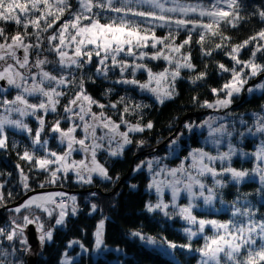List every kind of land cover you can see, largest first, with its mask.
<instances>
[{"label": "snow or ice", "instance_id": "obj_1", "mask_svg": "<svg viewBox=\"0 0 264 264\" xmlns=\"http://www.w3.org/2000/svg\"><path fill=\"white\" fill-rule=\"evenodd\" d=\"M254 17L264 23V6L247 4L245 0H212L208 4L202 0L196 3L187 0H0V24L16 26L13 33L0 26V82H3L0 84V149L9 148L10 129L26 133L32 148L25 147L17 156L30 165L29 171L47 173L45 181L38 185L40 188L56 184L61 178L67 179L69 172L80 184H93L94 176L113 180L108 168L98 160V154L123 157L133 143L130 134L154 127L151 120L141 123L143 110L151 105L129 95L108 104L95 99L85 85L96 80L88 76L86 81L83 71L93 63V57L97 58L95 77L108 79L109 72L118 70L120 76L114 83L132 86L164 105L179 95L178 80L187 79L192 85L206 81L208 64L205 62L204 70L197 71L192 60L191 44L195 35L202 60L220 52L232 61L231 68L216 62L217 70L228 73L230 79L219 88L210 89L214 100L200 101L199 96L192 97L193 103L220 113L230 109L244 92L264 95V79L249 85L250 80L264 76V62H261L264 61V27L239 43L227 34L229 29L247 26ZM158 28L166 29V34L158 37ZM181 32L185 38L176 44ZM186 46L187 51H182ZM245 49L249 53L246 60L240 58ZM49 54L55 59H49ZM160 60L166 66L161 71H153L148 62ZM185 70L189 73L187 77L182 76ZM138 72L145 73L146 79H138ZM10 89L15 90L11 99L8 98ZM111 92L112 89H107L105 95ZM65 98L67 102L62 105ZM94 106L98 112L93 111ZM106 108L115 110L119 120L108 115ZM132 115L139 117L136 123L126 118ZM49 116L53 118L48 120ZM29 117L36 121L35 129L27 122ZM250 117L251 123L244 115L225 111L224 115L207 117L199 125L186 123L189 132L193 128L206 129L205 144L211 145L214 151L204 147L191 149L176 167H169L165 162L167 157L159 156L134 167V172L146 168L147 190L157 197L155 202L145 204L146 211L185 221L189 226L183 231L189 242L177 244L166 237L157 240L140 231H133V237L168 250L195 251L199 254L198 264H264V212L250 198L255 195L264 205V106ZM64 123L67 127L61 126ZM42 135L46 138L42 139ZM249 137L256 140L252 152L242 147ZM49 140L57 141L61 151L51 150ZM178 141L179 137L168 145L169 156L175 154ZM137 144L142 147L145 141ZM12 147L17 145L13 143ZM38 151L45 155L38 156ZM75 154H81L82 158L75 159ZM234 158L252 160L254 167H234ZM16 167L25 192L34 191L28 182L29 176L20 164ZM257 178L260 186L255 193L240 191V185ZM115 179L119 180V176ZM229 185L236 189L230 203L224 199V190ZM3 187L0 184V189ZM166 192L170 193V200L164 199ZM8 196L12 197V193L8 192ZM182 196L187 203H180ZM217 203L229 209L228 220L196 215L204 209L221 211ZM5 205L4 193L0 191V207ZM33 208L45 213L49 220L55 213L54 225L46 229ZM97 208V204H91L93 212ZM22 209H27L28 214L20 222L12 219L7 227H0V264H24L22 255L31 252L25 229L34 224L40 244L51 242L56 227L65 226L68 215L78 212V203L76 196L55 192L30 196L9 211L20 213ZM103 230L102 219L95 232L96 249L103 244ZM198 236L204 243L193 249L191 241ZM64 256L61 264H72L67 253Z\"/></svg>", "mask_w": 264, "mask_h": 264}, {"label": "trees", "instance_id": "obj_2", "mask_svg": "<svg viewBox=\"0 0 264 264\" xmlns=\"http://www.w3.org/2000/svg\"><path fill=\"white\" fill-rule=\"evenodd\" d=\"M187 1L198 2V0ZM202 2L208 4L212 0H202ZM245 2L247 4L264 6V0H245ZM64 18L66 19L67 15ZM62 22L63 20L60 21V23ZM101 22L105 21L102 20ZM0 26H5L6 31L9 33H13L16 30V26L11 23L7 25L0 24ZM261 27H264V23L258 17H254L247 26L242 25L239 30L229 29L227 34L233 37V42L239 43ZM31 31L32 29L29 28V32ZM165 34L166 31L156 29L157 36L162 37ZM184 38L185 34L181 32L176 39V43H180ZM196 38L193 35L191 44L192 60L197 65V71L204 70L205 62L208 64L209 74L206 81L202 84L198 82L197 85H192L187 79L178 80L176 87L179 95L175 99L167 101L164 105H159L153 98L142 95L133 88L114 83L120 76L118 70L109 72L108 79L95 77L94 72L97 60L95 56L93 57V63L83 70L86 81L88 76H93V79L96 80L95 83L86 82L85 86L87 91L101 103L108 104L110 101H117L121 96L129 95L136 101L150 104V108L143 110V121L141 123H147L151 120L154 127L143 133L132 135L133 143L126 148L123 157L117 159L101 156L99 158L101 163L108 168L109 175L113 177V180L102 181L98 178H93V184L83 186L75 183L73 178L68 175L67 179L61 178V180L57 181L54 187L60 188L59 192L66 193L68 196L76 195L78 197V212L74 216L68 217L64 229H56L54 231L51 242H45L42 245L41 254L37 258L36 264H61L63 255L68 250V245L73 241H78L77 244L85 250L91 251L95 245V232L102 219L104 220L103 245L109 248H118L122 253L117 256L113 252H106L103 257L100 256L96 259L92 255L84 254L78 260L73 261L72 264H198L199 254L195 251L176 249L174 250L176 261H174L155 249L145 247L137 237L131 235L133 231H140L146 235L156 237L157 240L166 237L168 241H173L177 244H187L189 242L187 235L180 229L181 224L177 219L165 218L159 212L149 213L146 211L145 204L148 201L155 202V197L147 190L149 183L147 174L144 171L134 172L133 169L146 157H151L153 153L156 156L165 154L169 142L161 147L159 146L171 136L174 135L173 139H175L183 134L186 123H198L203 120V116L196 115V113H203L205 108L200 107L199 103H193V96H199L200 101H212L215 97L210 89L219 88L225 81L230 79L228 73L221 74L217 70L216 62L224 63L227 67L231 68L232 61L220 52H214L213 57L207 58L206 61L202 60L200 47L195 43ZM240 58L244 60L249 58L247 49L241 53ZM49 59H55V56L49 54ZM148 64L152 67L153 71L157 72L161 71L164 67L162 63L152 61H149ZM188 75L189 73L186 70L182 71V76L187 77ZM77 76L79 77V72H77ZM137 78L143 81L146 79V74L139 73ZM107 89H112V92L106 96L105 92ZM69 95H72V92H69ZM10 97L11 95L8 96V98ZM66 102L67 98L62 100L61 104L63 105ZM235 102L237 104L230 109L234 114L246 115L250 112H259L261 107L264 106V95H252L250 98L244 100L242 97H238L235 99ZM95 109L97 112L99 111V109ZM104 111L108 115H111L114 120H119V116L115 110L106 108ZM52 118V116H49L47 119L51 120ZM126 118L133 123H136L139 119L136 115L126 116ZM61 126L66 127V124L64 123ZM200 137L199 134L194 133L187 140L184 139L181 142H189L191 148H200ZM140 140L145 141L142 147L137 144ZM253 142L255 141L247 139L242 147L250 151L253 148L251 144ZM13 143L17 147H12ZM25 147L31 150L30 139L24 135L9 131V148L7 150H0V183L4 186L1 191H3L6 201V205L0 207V226L5 223L9 224L12 219L20 220L22 216L27 214L26 211H21L20 213L9 211L13 207H8L24 196L20 186L19 169L16 165L20 164L21 168L29 176L28 182L34 190L40 188L38 185L47 178V173L45 174V172L36 169L29 171L30 165L19 159L17 152H22ZM49 148L54 151L60 150L55 141L50 142ZM186 149L184 147L180 152L181 157L187 155ZM37 155L43 156V151H38ZM171 163L177 164L178 159L172 160ZM132 166L131 174L120 182ZM233 166L251 169L254 167V164L251 161L234 159ZM116 176H119V180L115 179ZM118 184V189L110 194ZM131 185H136V187L133 188ZM259 186L258 181H250L240 185V191L255 193ZM8 192L12 193V197L8 196ZM93 193L96 195H92ZM235 195L236 189L232 185H229L224 190V199L229 203L235 198ZM250 198L264 212V205L260 204L259 197L253 195ZM92 203L98 206L95 212L91 209ZM196 215L200 218L209 217L222 221L229 219L228 213L204 214L201 212L196 213ZM42 217L47 218L46 214H43ZM202 241V239L192 240L193 249L201 247L203 245ZM77 251L78 248L76 247L68 254L74 255Z\"/></svg>", "mask_w": 264, "mask_h": 264}, {"label": "rangeland", "instance_id": "obj_3", "mask_svg": "<svg viewBox=\"0 0 264 264\" xmlns=\"http://www.w3.org/2000/svg\"><path fill=\"white\" fill-rule=\"evenodd\" d=\"M187 2H189V3H195V2H190V1H187ZM158 29H162V30H164V31H167L166 29H163V28H158ZM158 37H159V36H158ZM176 44H179V43H176ZM158 47H159V46H158ZM148 50H149V51H153L152 49H148ZM182 51H187V46H186V48H185L184 50H182ZM152 62L162 63V64L164 65V67L166 66V62L163 61V60H160V61H152ZM164 67H163V68H164ZM162 70H163V69H162ZM139 73H142V72H138L137 75H138ZM260 79H264V76L258 77L256 80H250V81H249V85L257 83ZM1 83H2V82H0V84H1ZM120 85L123 86V84H120ZM124 86L129 87V88H133L132 86H129V85H124ZM245 87H248V85H246ZM133 89H134V88H133ZM135 90H136V89H135ZM136 91H137L138 93L142 94V95L149 96V97L153 98L154 101L156 102L155 98L152 97L150 94H147V93H141V92H139V90H136ZM10 93H11V94H10L11 97H10L9 99H11L12 96L15 95V90L10 89ZM252 95H260V93H255V94H251V95H250V94H248L247 92H244V93L241 94L240 97H242V99L244 100V99H246V98H250ZM236 104H237V103L234 101L232 107H233L234 105H236ZM232 107H231V108H232ZM95 108H96V107L94 106V107H93V111H96ZM231 108H230V109H231ZM230 109H228V110H221L220 113H217V112H215V111L212 110V109L205 108V111H204L203 113L196 114V115L203 116V120H202V121H204V120H205L207 117H209V116L224 115L225 111H227V112H231ZM231 113H232V112H231ZM251 113H253V112H250V113H247L246 115H244V118L247 119V120H249V123H251V117H250V114H251ZM233 114H234V113H233ZM235 115H238V114H235ZM202 121H200V122H198V123H195V124L199 125ZM27 122L29 123V125H30L33 129L36 128L37 125H36V121H35L34 119H32L31 117H29L28 120H27ZM65 124H66V123H65ZM238 126H239V125H238ZM66 127H67V124H66ZM121 130H124V126H123V125L121 126ZM9 131L15 132V133H17V134L24 135V136H26V137L28 138V136H27L26 133L18 132V131L11 130V129H10ZM46 131H47V130H46ZM194 133H195V134L197 133V134H199V135L201 136V137L199 138V139H200V142H201V146H200V148H201V147H204L205 150H207V151H214V149L211 147V145H206V144H205V137L207 136V130H206V129L193 128L192 131L189 132V130H188L187 128H185L184 133L181 134V135L179 136L178 146H174V147H175V154L169 156L168 153H169L170 149H169V147L167 146V147H166V152H165V154H163V155H161V156H159V157H167V159H166L165 162L169 165V167H176V166H178V165L181 163V161L183 160V158H184L185 156L188 155L189 151H190L191 149H194V148H191V147H190V143H189V142H187V143H183V142H181V140H184V139L187 140V139H188L191 135H193ZM77 135H78V136L80 135L79 131L77 132ZM130 135H134V134H130ZM45 138H46V137H44V136L42 135V139H45ZM173 138H174V137H173ZM173 138L170 139V140L168 141L169 144L171 143L172 140H174ZM175 139H176V138H175ZM248 139H249V140H253V141H255V142L251 143V144L253 145V148H252V150H250V151H247V150H245L244 148H243V149H244L246 152H252V151L255 150L256 140H255V138H252V137H249ZM246 140H247V139L244 140L243 145L245 144ZM51 141H55V140H49L48 147H49ZM55 142H56L57 146H58V147L60 148V150H61V147L59 146V144L57 143V141H55ZM243 145H242V146H243ZM184 147L187 148V149H186L187 155L181 157V156H180V152L184 149ZM0 150H2V149H0ZM60 150H59V151H60ZM59 151H57V152H59ZM44 154H45V153L43 152V156H44ZM101 156L108 157L106 153L101 152V153L98 154V160H99V161H100L99 158H100ZM152 157H157V156L153 153V155H151V157H146L144 160L151 159ZM74 158L77 159V160H79V159L82 158V155H81V154H75V155H74ZM175 159H178V163L174 165V164L171 163V161H172V160H175ZM234 159H236V158H234ZM240 160H241V159H240ZM242 161H251V162H253L252 160H249V159H243ZM100 163H101V161H100ZM102 164H103V163H102ZM253 164H254V162H253ZM142 171H144V172L147 174L148 178H149V173L147 172L146 168H145L144 170H142ZM18 172H19L20 181H21L20 170H18ZM41 172H43V171H41ZM139 172H140V171H139ZM45 174H46V173H45ZM68 175L71 176V178H73V180H74L75 183H77V182H76V179H75V176H74V174H73L72 172H69ZM94 178H98L99 180L105 181V180L101 179V178L98 177V176H94ZM250 181H258V178H257V179L250 180ZM250 181H248V182H250ZM208 182L211 183V180H209ZM0 184H1V183H0ZM77 184H80V183H77ZM54 185H55V184H52V185H46L44 188H56V187H54ZM81 185L85 186L86 184H81ZM20 186H21V188H22V192L24 193V195L27 194V193H29V192H27V193L25 192V190L23 189V186H22L21 182H20ZM38 189H39V188H38ZM0 191H1V189H0ZM55 192H59V191H45V192H42V193H36V194L30 195V196L43 195V194H47V193H55ZM148 192H149L150 194H152V195L155 197V200L157 199L156 194H155L154 192H150V191H148ZM30 196H28L25 200H27ZM71 196H76V195H71ZM76 197H77V196H76ZM164 199H165V200H170V193H167V192H166V193H165V196H164ZM25 200H24V201H25ZM24 201H22L20 204H23ZM77 203H78V197H77ZM180 203H182V204H183V203H187V199H186L185 197L182 196V198H181V200H180ZM20 204H19V205H20ZM19 205L14 206L13 209H15V208H16L17 206H19ZM69 205H70V202H69ZM216 207H217V208H220L221 211H219V212H213V211H211L210 209H204L203 211H197L196 213H201V212L204 213V214H223V213H228V214H229V218H230V211H229V209H228L225 205H221V204L217 203ZM21 211H26L27 214H28V210H27V209H22ZM32 211H34L36 215H39V216L41 217V219H42V220L44 221V223H45V228H46V229H47L48 227H50L51 225H54V223H55V219H56V215H55V213H54L53 217L51 218V220H49L48 218L42 217L43 214H45V213L41 212L40 210L33 208ZM57 211H58V210H57ZM27 214H26V215H27ZM69 216H74V215L69 214L68 217H69ZM68 217L66 218V221H67ZM204 218H207V219H215V218H209V217H204ZM175 219H177V220L180 222V224H181V228H180V229H181L182 232L184 233L183 229H184L185 227H188L189 225H187L185 221L179 219L178 217L175 218ZM16 220L20 222L19 219H16ZM9 224H10V223H9ZM9 224H8V223H5L4 225H2V226H0V227H7ZM33 225H34V224H33ZM34 226H35V225H34ZM64 228H65V226H57V227H56V229H64ZM35 229H36V232H37V236H39V233H38V231H37L36 226H35ZM184 234H185V233H184ZM209 234H210V233H209ZM25 235H26V229H25ZM185 235H186V234H185ZM137 238H138V237H137ZM138 239H139V238H138ZM197 239H202V238L198 236V237H196V238H193L192 240H197ZM95 240H96V237H95ZM202 240H203V239H202ZM139 241H140L141 244L144 245L145 247H147V248H149V249H155L156 251H158V252H160L161 254H163L165 257H167V258H169V259H171V260L176 261V258H175V256H174V250H168V249H166V248H162V247H159V246H157V245H149V244H147L146 242L141 241L140 239H139ZM48 243H49V242H48ZM202 243H204V241H202ZM41 247H42V245L40 244V251L37 253L36 257H39V256H40V254H41ZM76 247L78 248V251H77L74 255H70V254H68L69 252H72ZM106 252H113V253H115L117 256L120 255V254L122 253V251H121L120 249H118V248H109V247H105L103 244H102V246H101L100 249H96V248H95V245H94V247H93V249H92L91 251H87V250H85L82 246H80V245L77 244V243H71V244H69V245H68V250H67L65 253H67V257H68L69 259H71V261L73 262V261H75V260H78V258H79L81 255H84V254L92 255L93 258L96 259V258H98V257H100V256L103 257L104 254H105ZM32 256H35L34 250H32V249H31V252H30V253L22 255L21 258L24 260V264H28L27 261H28V259H29L30 257H32ZM64 258H65V256L63 255L62 260H64Z\"/></svg>", "mask_w": 264, "mask_h": 264}, {"label": "water", "instance_id": "obj_4", "mask_svg": "<svg viewBox=\"0 0 264 264\" xmlns=\"http://www.w3.org/2000/svg\"><path fill=\"white\" fill-rule=\"evenodd\" d=\"M1 84H3V82ZM4 86H6V85H4ZM200 113H202V112H198L196 114H200ZM173 137H174V135L171 136L164 143H162L159 147L165 145ZM132 169H133V166L131 167V169L129 170V172L126 174V176L124 178H122V180H120V182L123 181V180H125L131 174ZM118 186H119V184L116 186V188L110 194L114 193L118 189ZM60 190H61L60 188H39V189H35L34 191H30L29 193L25 194L19 201H17L16 203H14V204H12V205H10L8 207H14L16 205H19L28 196L33 195V194H36V193H42V192H45V191H60ZM26 236H27V239H28V243L31 246V249L34 250V253H35V256L30 257L27 262H28V264H36V262H37L36 255L40 251V241L38 239L37 232H36L35 226L33 224L32 225H29L27 227V229H26Z\"/></svg>", "mask_w": 264, "mask_h": 264}]
</instances>
